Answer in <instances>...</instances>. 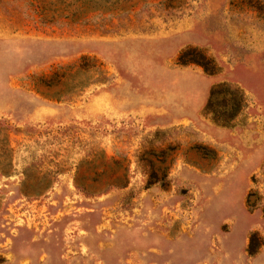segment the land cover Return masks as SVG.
<instances>
[{"label": "rangeland", "instance_id": "obj_1", "mask_svg": "<svg viewBox=\"0 0 264 264\" xmlns=\"http://www.w3.org/2000/svg\"><path fill=\"white\" fill-rule=\"evenodd\" d=\"M0 170V264H264V0H0Z\"/></svg>", "mask_w": 264, "mask_h": 264}, {"label": "trees", "instance_id": "obj_2", "mask_svg": "<svg viewBox=\"0 0 264 264\" xmlns=\"http://www.w3.org/2000/svg\"><path fill=\"white\" fill-rule=\"evenodd\" d=\"M195 53V54H193ZM178 61L181 64H187L193 62L200 65L204 71L208 73L214 72V64L212 66L211 60H209L203 53L195 48H186L180 51L178 55ZM222 95V101L216 104L214 101L217 97ZM242 106V93L237 89L228 88L225 85H220L210 90L208 102L204 108L206 114H214V118L217 121L220 120L222 124L227 123L234 118L239 109ZM216 115V117H215ZM217 118V119H216ZM2 170H0L1 172ZM118 186L120 183L118 182Z\"/></svg>", "mask_w": 264, "mask_h": 264}]
</instances>
